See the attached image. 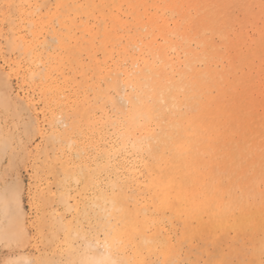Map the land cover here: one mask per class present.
Segmentation results:
<instances>
[{
	"label": "bare ground",
	"instance_id": "obj_1",
	"mask_svg": "<svg viewBox=\"0 0 264 264\" xmlns=\"http://www.w3.org/2000/svg\"><path fill=\"white\" fill-rule=\"evenodd\" d=\"M39 2L0 0V243L30 167L64 264H264V0H61L51 34Z\"/></svg>",
	"mask_w": 264,
	"mask_h": 264
},
{
	"label": "rangeland",
	"instance_id": "obj_2",
	"mask_svg": "<svg viewBox=\"0 0 264 264\" xmlns=\"http://www.w3.org/2000/svg\"><path fill=\"white\" fill-rule=\"evenodd\" d=\"M48 1H50V2L52 1V2L50 3ZM55 1L54 0H46V1L40 0V2H39L41 6H42L41 2H43V3L46 2L45 5H43V7L45 6V8L41 9V13L46 17L49 16V18L47 17V19L51 23L49 24L47 31L50 34L52 33V31H59L60 30L59 22L66 19L65 18L66 12L64 11V8H58V3L61 0H55ZM50 7H51V11H50ZM28 10L29 9H27V11ZM4 12L7 14L8 11L6 8H4ZM71 17H73V16H71ZM0 20H1V18H0ZM55 20H56V22H54ZM54 23H56L57 25H55ZM0 65L4 70H8V68H9L8 63L3 62L2 59H0ZM13 80H14L13 85L15 86L14 87L15 93H17L20 97H24V96L32 94L30 89L26 90L27 89L26 87H20L19 83L15 79H13ZM61 124H62V122L59 123L60 126H61ZM88 135L89 134L79 136V138L80 137L81 138L78 139V145L75 146V147H79L78 149H80V150H84L83 147H85V145H86L85 148H88V149H86L85 152L82 153L84 157L89 158V160L87 158H85V162H90L92 160V158H94V153H93L94 151L92 150V141L93 140H92L91 136L90 135L88 136ZM87 138L88 139L90 138L92 141L89 139L90 140V142H89V140ZM38 141L39 140L37 138H31L29 141V146L31 145L30 146L31 148L36 146ZM80 141L82 144H80ZM90 148H91V153L89 152ZM87 152H89V153L87 154ZM76 160L79 161L81 159L79 157H77ZM5 164H6V162H5ZM14 174L16 176L18 175L17 177L15 176V178H19L20 181L22 182L21 200H22V208H23L24 214L26 216V221H27V233H28L27 237H29L28 242H27L28 246H27V244H24L26 247H24V245H23L21 247H23L24 249L23 248L20 249V248H17V246L20 247V245H17L15 247H13L12 249H10V248L4 247L3 244L0 243V264H28V263L29 264L30 263L31 264H36V263L37 264H62V263L64 264L65 261L63 259H62L63 261L60 260L61 258L59 257L58 253H56L55 255H52V253L50 251L43 252L41 250L42 248L40 247V244H39V236H38V233L36 231L35 224H34V217H35L34 203L32 205V201H33L32 200V197H33L32 194H33V190L35 188V185H37V184H35L34 179L31 178L32 177V175H31L32 171H31L30 167L21 168L17 171V173H14L13 171H11V172L6 171L4 174V179L6 178V180H5L6 183H9V184L13 183ZM93 188H94V186L92 185L91 189L86 190L85 194H84V197L87 198L89 201L93 195V194L91 195V193H93V191L95 190V188L94 189ZM199 246H200V248L198 249L197 253L196 252L194 253V255H196L198 257V259L200 260L199 263L203 264V262L207 259V255H206L207 251H209L211 253L212 250L210 248L208 249L205 245H203L202 249H201L202 245L200 244ZM203 250L206 252L204 253ZM198 252H200L202 255L199 254ZM246 252H247V250L245 251V253ZM44 253H47V254L42 255ZM212 254H214V252ZM246 254H248V253H246ZM203 255L205 256V258ZM39 256H40V258H39ZM246 257H247V255H246ZM41 258L43 259L42 261H44V262L41 261ZM46 261H48V262H46ZM235 263H236V261L234 262V260H233V264H235Z\"/></svg>",
	"mask_w": 264,
	"mask_h": 264
}]
</instances>
